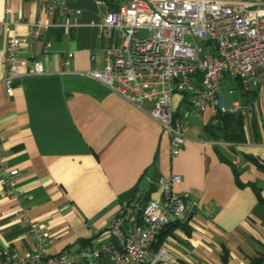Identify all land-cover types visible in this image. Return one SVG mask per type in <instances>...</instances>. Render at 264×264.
Segmentation results:
<instances>
[{
    "label": "crops",
    "instance_id": "obj_1",
    "mask_svg": "<svg viewBox=\"0 0 264 264\" xmlns=\"http://www.w3.org/2000/svg\"><path fill=\"white\" fill-rule=\"evenodd\" d=\"M49 1L0 0V24L9 14L16 17L11 31L17 36L40 28L21 53L20 72L33 61L45 71L23 76L8 95L1 55L8 34L0 29L3 158L19 171L16 197L4 198L0 183V250L34 252L29 222L48 226L49 255L110 243L106 226L120 202L138 196L161 201L157 181L176 174L182 181L174 191L188 194L197 209L183 222L187 227H175L159 245L171 255L167 264H264V204L255 191L264 197V95L257 114L241 118L240 141L211 133L207 111L190 119L189 138L172 156L160 123L86 76L104 67L111 41L99 28L102 4L63 0L50 14ZM224 88L239 90L231 81ZM175 104L184 108L178 95Z\"/></svg>",
    "mask_w": 264,
    "mask_h": 264
},
{
    "label": "built area",
    "instance_id": "obj_2",
    "mask_svg": "<svg viewBox=\"0 0 264 264\" xmlns=\"http://www.w3.org/2000/svg\"><path fill=\"white\" fill-rule=\"evenodd\" d=\"M98 1L105 8L99 28L109 32L111 41L105 48L104 67L86 76L160 123L170 138L172 156H178L188 140L193 117L210 111L217 123L222 115L250 119L257 114L264 95V0ZM64 5L63 0H51L47 9L53 14ZM18 23L9 14L0 24L8 34L1 55L6 67L3 82L10 96L23 76L45 73L38 61L24 74L20 72L26 62L21 53L40 36V28L32 25L27 35L19 37L11 31ZM226 81L239 82V90L256 95L255 100L233 99L235 90L225 89ZM177 95L186 103L182 110L175 104ZM18 175L3 158L0 131L4 198L16 197ZM181 181L176 174L160 177L161 201L141 196L121 201L106 226L113 239L110 243L96 242L49 255L48 226L27 221L37 239L36 250L21 253L3 248L0 264H167L171 259L168 249L155 250L154 245L169 225L184 222L195 206L188 194L174 191Z\"/></svg>",
    "mask_w": 264,
    "mask_h": 264
},
{
    "label": "trees",
    "instance_id": "obj_3",
    "mask_svg": "<svg viewBox=\"0 0 264 264\" xmlns=\"http://www.w3.org/2000/svg\"><path fill=\"white\" fill-rule=\"evenodd\" d=\"M238 89H240V83L237 82ZM241 96H242V102L244 103H251L255 100L256 95H250L247 93H244L241 91ZM184 106H186V103H184ZM241 116H235V115H222L218 116V122L214 123L213 121L208 125V130L217 135V136H222L225 141H240L241 140V133L239 130V124L241 121ZM222 121V124H219V121ZM220 121V122H221ZM235 124L236 125V130L232 132L230 130L231 125ZM235 176H236V182L238 185L243 186L242 183L239 180V173L235 171ZM256 195L258 197V200L260 203L264 204V197L262 196L261 190L258 188H255ZM145 200H149L150 198L148 196H144ZM187 227V225H184L183 222L176 223V224H171L169 225L166 230L162 233V235L159 237L157 243L154 245L155 250L159 248V245L163 242L166 236L172 233L175 227ZM84 248V247H83Z\"/></svg>",
    "mask_w": 264,
    "mask_h": 264
},
{
    "label": "rangeland",
    "instance_id": "obj_4",
    "mask_svg": "<svg viewBox=\"0 0 264 264\" xmlns=\"http://www.w3.org/2000/svg\"><path fill=\"white\" fill-rule=\"evenodd\" d=\"M240 94H241V90H235L233 98L235 100L241 101L242 100V96ZM240 96H241V98H240Z\"/></svg>",
    "mask_w": 264,
    "mask_h": 264
},
{
    "label": "water",
    "instance_id": "obj_5",
    "mask_svg": "<svg viewBox=\"0 0 264 264\" xmlns=\"http://www.w3.org/2000/svg\"><path fill=\"white\" fill-rule=\"evenodd\" d=\"M197 207L193 206L192 210L189 213L188 220H191L194 216V213L196 212Z\"/></svg>",
    "mask_w": 264,
    "mask_h": 264
}]
</instances>
